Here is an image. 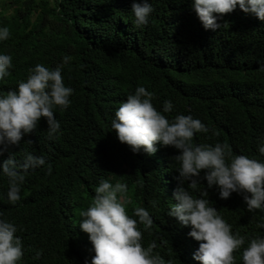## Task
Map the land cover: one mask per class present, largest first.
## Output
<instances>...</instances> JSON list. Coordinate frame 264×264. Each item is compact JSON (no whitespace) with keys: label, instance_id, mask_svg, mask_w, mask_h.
I'll list each match as a JSON object with an SVG mask.
<instances>
[{"label":"trees","instance_id":"16d2710c","mask_svg":"<svg viewBox=\"0 0 264 264\" xmlns=\"http://www.w3.org/2000/svg\"><path fill=\"white\" fill-rule=\"evenodd\" d=\"M150 2L154 11L141 27L131 13L133 0L0 4V26L10 31L0 41V53L10 55L13 64L0 92L17 88L37 64L54 68L65 56L70 60L63 66L64 83L74 89L70 107L56 109L59 135L49 139L41 118L37 130L12 149L17 160L33 152L47 161L30 171L16 205L8 202L7 179L0 176V212L18 226L16 235L25 246L19 264H85L86 258L90 264L94 252L79 227L80 212L90 205L101 179L128 185L130 216L136 207L152 215L151 229L138 224L145 247L154 242L153 253L167 264H201L193 258L199 242L188 235L190 226L167 214L176 203L179 165L173 157L178 150L157 144L152 155L133 153L111 129L115 110L138 86L154 93L158 110L165 100L173 102V111L165 114L170 119L190 114L205 123L209 133H197L194 143H227L234 154L264 160L257 150L264 138V21L237 8L218 20L221 28L205 30L193 0ZM200 188L208 191L233 233L247 238L233 253L235 264H243L248 240L264 236V211H249L241 194L220 199L206 180ZM37 250L42 255L33 259Z\"/></svg>","mask_w":264,"mask_h":264},{"label":"clouds","instance_id":"9594fccd","mask_svg":"<svg viewBox=\"0 0 264 264\" xmlns=\"http://www.w3.org/2000/svg\"><path fill=\"white\" fill-rule=\"evenodd\" d=\"M191 7L205 30L221 28L218 20L237 8L264 21V0H193ZM153 11L150 0H133L131 13L137 27L147 25ZM9 36L8 27L0 26V41ZM69 60L70 57L65 56L54 68L37 64L17 88L0 92V157L8 154L7 159L0 162V176L7 179L6 198L12 205L21 200L22 186L30 171L47 163L44 156L33 152H26L22 160H17L12 149L37 130L41 118L46 119L49 139L60 134L56 109L67 110L74 93V89L64 83L62 75L63 66ZM12 67V57L0 53V81L11 75ZM153 98V92L138 86L115 110L111 129L133 153L143 151L152 155L158 150L157 144L178 150L179 154L173 157L179 165L176 169L179 174L175 177L178 184L173 193L176 203L167 214L190 226L188 235L199 242L193 254L196 261L235 264L233 253L245 245L247 238L239 232L233 233L232 226L209 200L208 191L200 188L201 179L206 180L208 189L218 190L220 199H228L233 193L241 194L249 211H264V160L234 154L227 143H194L197 133H209L205 123L190 114H177L170 119L165 114L173 111V102L165 100L162 110H158ZM257 150L264 156V138H260ZM48 171L50 174L51 165ZM127 192L126 183L101 179L90 205L80 212L79 227L88 234L92 245L89 251L94 252L90 264H167L162 256L153 253L154 242L148 247L142 244L143 233L138 224L149 230L154 221L144 207H136L132 216L128 214ZM152 203L155 206L156 202ZM18 231V226L3 218L0 212V264H19L24 257L25 246L16 235ZM41 255L42 250H37L33 259ZM241 258L243 264H264V236L248 240ZM85 264H89L87 258Z\"/></svg>","mask_w":264,"mask_h":264},{"label":"rangeland","instance_id":"374dc122","mask_svg":"<svg viewBox=\"0 0 264 264\" xmlns=\"http://www.w3.org/2000/svg\"><path fill=\"white\" fill-rule=\"evenodd\" d=\"M2 1H3V0H0V4L2 3ZM9 11H10V9H9L7 12H9Z\"/></svg>","mask_w":264,"mask_h":264}]
</instances>
